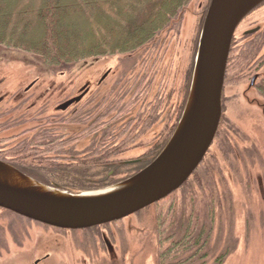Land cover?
<instances>
[{
    "label": "rangeland",
    "instance_id": "374dc122",
    "mask_svg": "<svg viewBox=\"0 0 264 264\" xmlns=\"http://www.w3.org/2000/svg\"><path fill=\"white\" fill-rule=\"evenodd\" d=\"M210 3L211 0H192L182 16L159 35L156 45H149L151 48L147 55L152 57V61H157L160 66H169L167 79L170 75L175 103H180L182 90L189 88L190 95ZM257 27L264 33V1L237 28L236 45H245L239 37L246 30ZM161 37L166 42L158 46L157 41ZM143 50L133 53L140 55ZM119 57L122 55L82 61L57 78L59 71L48 68L36 58L0 46L1 88L8 87L4 92L12 105L17 106L19 101L30 97L32 100L28 104H31L37 100L32 97L35 92L40 97H49L82 82H96V70L101 69L100 77L109 67L116 68ZM123 57L128 62L135 59L134 56L129 58L128 54ZM257 64V70L264 73V48L257 56ZM236 74V69L232 68L225 78L222 125L220 123L204 164L198 167L188 185L171 197L117 222L77 230L46 225L0 207V264H158L159 232L168 225L163 220L171 205L170 216L174 221L166 228L167 233H173L174 228L181 232L189 221H196L201 226L210 224L213 217L210 258L204 264H217V258L222 255L221 264H264V96L256 85H251L252 78ZM41 77L35 89L26 91L33 80ZM72 93L58 95L47 103L53 108L59 98ZM153 134V131L147 134L140 143L154 139ZM143 150L139 149L134 154ZM199 178L202 187L196 186L191 190ZM212 210L213 216H210ZM181 226L182 229L178 230ZM73 237H82L86 249L81 248V241L72 240ZM54 238L61 239L60 243L56 241V244H62L61 248L53 245ZM47 242L55 248L47 246ZM47 253H50L48 259L45 258ZM37 259L39 263H36Z\"/></svg>",
    "mask_w": 264,
    "mask_h": 264
},
{
    "label": "flooded vegetation",
    "instance_id": "af4514ba",
    "mask_svg": "<svg viewBox=\"0 0 264 264\" xmlns=\"http://www.w3.org/2000/svg\"><path fill=\"white\" fill-rule=\"evenodd\" d=\"M253 35L263 37L261 52L264 48V33L260 27L246 30L239 38L247 42ZM159 39L158 46L165 45L166 41L162 37ZM150 48L145 47L140 55L128 54L129 58L134 56V62H128L122 55L118 59V66L109 67L100 77L101 69H97L98 78L94 83L82 82L49 97H40L35 92L32 97L37 100L31 104H28L32 100L30 97L26 101H19L17 106L12 105V101L8 102V94L4 92L8 87L1 88L3 85L0 82V107L5 104L9 106L0 109V159L40 182L68 192L110 186L142 171L158 157L173 136L189 97V88H186L182 90L180 103H175L170 75L167 79L169 66L162 67L157 61H152V57L147 55ZM68 71H59V75L55 76L59 78ZM260 73L257 70L251 78H258ZM40 79L42 77L33 80L26 91L35 89ZM67 92L72 94L59 98L53 108L47 103ZM29 123L33 124L29 126ZM152 131L154 139L145 144L140 143ZM26 149L38 152L46 168L47 165H53L57 168L88 170L78 175L77 180L46 173L44 168L27 165L28 160L24 158L26 153L21 152ZM139 149L144 150L134 154ZM203 161L201 164H204ZM190 178L179 189L188 185ZM196 182L191 190L196 186L202 187L200 178ZM172 208L171 205L166 212L168 225L174 221L170 216ZM58 235L61 234L58 232ZM71 239L83 242L82 237ZM60 240L54 238L53 245L61 248L62 244H56ZM47 243V246L55 248ZM82 244L81 248L85 250L87 245ZM49 257L50 253H47L45 258ZM39 261L37 259L36 263Z\"/></svg>",
    "mask_w": 264,
    "mask_h": 264
},
{
    "label": "water",
    "instance_id": "95a60500",
    "mask_svg": "<svg viewBox=\"0 0 264 264\" xmlns=\"http://www.w3.org/2000/svg\"><path fill=\"white\" fill-rule=\"evenodd\" d=\"M263 1L211 0L183 115L163 151L142 171L103 189L71 193L0 159V207L46 225L77 230L119 221L178 190L215 140L233 38L243 19Z\"/></svg>",
    "mask_w": 264,
    "mask_h": 264
},
{
    "label": "trees",
    "instance_id": "16d2710c",
    "mask_svg": "<svg viewBox=\"0 0 264 264\" xmlns=\"http://www.w3.org/2000/svg\"><path fill=\"white\" fill-rule=\"evenodd\" d=\"M191 1L0 0V46L34 57L50 69L66 71L91 58L131 54L153 45L182 16ZM254 36L242 47L236 46L234 37L226 77L232 68L236 69V75L248 79L257 72L256 59L263 37ZM262 73L257 74L255 85L264 96V76L258 82ZM222 122L223 118L221 125ZM21 152L26 153L28 166L44 168L46 173L62 178L77 180L78 175L88 170L53 165L46 168L38 152L31 149ZM164 219L167 222V217ZM213 224V217L210 224L202 226L189 221L180 228L181 232H173L175 237L166 232L170 223L165 225L159 232L158 264H204L211 252ZM222 260L223 255L217 258V264Z\"/></svg>",
    "mask_w": 264,
    "mask_h": 264
}]
</instances>
